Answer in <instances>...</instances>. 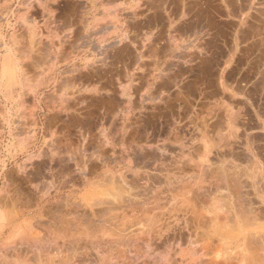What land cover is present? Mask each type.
Here are the masks:
<instances>
[{
  "label": "rangeland",
  "instance_id": "1",
  "mask_svg": "<svg viewBox=\"0 0 264 264\" xmlns=\"http://www.w3.org/2000/svg\"><path fill=\"white\" fill-rule=\"evenodd\" d=\"M67 2L0 0V64L9 47L26 52L39 34L55 51L43 68L28 70L34 100L21 79L13 97L0 88V261L165 264V247L170 245L172 260L186 240H160L155 246L148 234L155 235L156 228L209 229L216 208L228 215L231 233L264 224L251 216L264 196L259 195L264 191L259 185L264 183V0H209L210 7L203 1L189 8L165 0L164 21L147 0H114L112 6L102 0L101 49L91 45L88 55L62 50ZM32 134L35 144L29 145ZM53 144L81 160V172L94 168L96 173L83 185L75 176L77 184L67 182L65 189L56 187L55 173L46 180L50 187L40 186L51 192L42 202L48 213L40 219L41 208L19 214L26 197L14 194L13 182L24 166L36 170L31 163L37 152L43 148V158ZM7 193L15 197L12 202H6ZM15 212L16 219L7 223ZM24 220H33V226H20L17 234L30 237L33 251L14 240L13 230Z\"/></svg>",
  "mask_w": 264,
  "mask_h": 264
},
{
  "label": "bare ground",
  "instance_id": "2",
  "mask_svg": "<svg viewBox=\"0 0 264 264\" xmlns=\"http://www.w3.org/2000/svg\"><path fill=\"white\" fill-rule=\"evenodd\" d=\"M243 8V7H242ZM212 39V38H211ZM15 41V39H14ZM17 42V40L15 41ZM28 42V41H27ZM34 42V43H32ZM63 43V42H62ZM62 46V45H61ZM29 47V48H28ZM28 49L26 50V52H21L20 54H16L15 52H13L12 48L9 47L8 49V52L7 54H3L5 55L3 57V59H1V64H0V88H1V91H2V86H4V91L3 94L5 95L6 98H9V97H13V94L14 92H16V86H17V83H18V80L21 79V83H22V87H25V94L27 95H30V99L34 100L35 99V88L33 85L35 84H31L29 83L30 80H34V79H28L27 75L29 74L28 73V70L31 69V68H34L36 69V67H42V65L48 63L49 61H52L53 58H55V51L53 49V46H52V43L50 41V39L47 37V36H43V34H39V36L37 35L36 38L31 39L29 40V43H28ZM58 47V46H57ZM64 47V44L63 46ZM15 49V47H13ZM7 49V48H6ZM61 49V48H60ZM63 50V49H62ZM13 54V55H12ZM16 54V55H15ZM19 55V56H18ZM14 56V57H12ZM20 56H24L22 57V61H23V66H20L19 68L16 66L18 65L19 63V60H20ZM19 59V60H18ZM21 61V62H22ZM20 62V63H21ZM47 65V64H46ZM50 66H53V64H51ZM48 67V66H47ZM46 67V68H47ZM43 68V67H42ZM45 68V69H46ZM48 69V68H47ZM34 70V69H33ZM42 73V72H41ZM55 76L56 75H53L51 76L50 78V82H55ZM41 79V78H40ZM25 81V82H24ZM28 81V84L26 83ZM57 81V80H56ZM32 82V81H31ZM50 82H47L50 83ZM20 83V84H21ZM38 85H46V81H43L40 83V80H39V83H37ZM56 84V83H54ZM29 85V86H28ZM38 85H36L38 87ZM32 86V87H31ZM27 87V88H26ZM31 87V88H30ZM55 87V86H54ZM56 90V89H55ZM60 90V89H59ZM19 91V90H18ZM23 91H24V88H23ZM22 91V92H23ZM62 91V90H61ZM21 92V94H22ZM24 93V92H23ZM53 93V92H52ZM56 93V92H54ZM59 93V92H58ZM64 93V91H63ZM23 94V95H25ZM57 94V93H56ZM58 95V94H57ZM56 95V96H57ZM59 95H62V92L61 94ZM21 96V95H20ZM53 96V95H52ZM55 96V95H54ZM63 96V95H62ZM61 97V96H60ZM22 99L24 97H21ZM20 98V99H21ZM27 98V97H26ZM28 98V100H29ZM57 98V97H56ZM55 98V99H56ZM64 97H62L61 99H63ZM21 99V100H22ZM53 99V100H55ZM59 99V98H58ZM60 99V101H61ZM65 100V99H64ZM23 101V100H22ZM21 101V102H22ZM25 101V99H24ZM63 101V100H62ZM14 102V101H13ZM23 103V102H22ZM33 103V101H32ZM36 103V102H35ZM30 104V103H29ZM48 104V103H47ZM56 104V103H55ZM22 105V104H20ZM40 106V105H39ZM51 106V105H50ZM50 106L46 105V106H40L39 108L44 110L45 108H50ZM1 107V106H0ZM27 107V106H25ZM33 107H34V104H33ZM53 108V106H52ZM51 108V109H52ZM58 107H56L55 109H57ZM31 110V109H30ZM22 111V110H21ZM25 111V110H24ZM60 111V110H59ZM32 112V111H31ZM54 112H57V111H54ZM21 113V112H20ZM23 113V111H22ZM25 113V112H24ZM23 113V114H24ZM27 113V112H26ZM9 114V111L8 113ZM28 114V113H27ZM34 114V113H33ZM18 115V114H17ZM32 115V114H31ZM8 116V115H7ZM29 116V115H28ZM24 117V115H23ZM30 117V116H29ZM47 117V116H46ZM9 119V118H8ZM21 119V118H20ZM25 119V117H24ZM30 119H32V123L31 125H34L35 124V119L34 118H29V121ZM26 120V119H25ZM28 120V119H27ZM19 121V120H18ZM21 121V120H20ZM47 121V119H46ZM27 122V121H25ZM30 123V122H28ZM27 125V124H26ZM44 125V124H43ZM8 126V125H7ZM28 126V125H27ZM31 127V126H28V128ZM17 128V127H16ZM45 128V127H44ZM48 128V127H47ZM34 130V129H33ZM32 130V131H33ZM24 131V130H23ZM50 131V130H49ZM26 132V131H25ZM31 133V131H29ZM34 132V131H33ZM35 134H32L30 135V138H27L29 139L28 142H29V145H33L35 144ZM29 137V136H28ZM37 142V141H36ZM26 144V143H25ZM52 146V145H51ZM54 146V144H53ZM52 146V147H53ZM57 147V146H56ZM59 147V146H58ZM49 148V146H48ZM62 150V149H61ZM60 149L58 148H52L51 150H48L47 152L49 153L48 155L45 153L44 154V157L42 158L41 155H43V148L40 149L37 154H36V157L37 158H34V159H37V162H33L31 163L32 164H36V170L34 168V170H30L29 169L27 170L26 167L24 169V167L22 168V171L21 172V175L18 177L19 181L18 183L17 182H13V183H16L15 185H13V189L12 191L14 192V194H21V197L23 196L24 198L26 197L25 201L23 202V199L21 200V202H23V206H25L24 210H21V212L19 211V214H22L24 213L25 211H30V213H32V211H38L40 210V208L42 209V211L40 212V214L38 215V218L40 219L42 217L43 214H45L47 211L50 210V207L47 205H44L42 206V202L44 201V198L45 197H49L51 195V192H49V190H46L44 192H41V183H45L47 182L46 180H48L49 178L53 179V177H55V173L58 175H56V178L58 177L60 180H59V184H58L56 187L58 189H65V187L68 185H66L67 182H74L73 181V178L75 176H78L77 177V180L76 182L78 181V178H79V185H83V184H86L90 177L88 174L91 173V175L96 172H94V168L91 172H81L82 167L81 166V169H80V158L79 160L80 161H77V159H73L72 157H70V152H66V150H62L61 151ZM80 151L83 150V149H79ZM78 150V152H79ZM85 151V150H84ZM83 151V152H84ZM45 152V151H44ZM66 152V153H64ZM68 153V154H67ZM70 153V154H69ZM86 153V152H85ZM81 154V153H80ZM85 155V154H84ZM32 156V155H31ZM75 156V155H74ZM86 156V155H85ZM30 158V157H29ZM40 158V159H38ZM32 160V158H31ZM69 160L72 161V163L70 164ZM86 160V159H85ZM82 163V162H81ZM84 163V162H83ZM69 165V166H68ZM93 166V164H92ZM31 167V166H30ZM73 167V168H71ZM21 168V167H20ZM32 168V169H33ZM72 169V170H71ZM88 169V167H87ZM97 169V168H96ZM99 169V168H98ZM86 170V169H85ZM83 170V171H85ZM88 171V170H86ZM90 171V169H89ZM19 172V173H20ZM17 176V175H16ZM93 176V175H92ZM15 178V177H14ZM17 178V177H16ZM54 178V179H56ZM12 179V178H11ZM10 179V180H11ZM76 179V178H75ZM14 181V179H13ZM49 181V180H48ZM57 182V180H55ZM74 182V183H76ZM48 183V182H47ZM52 183V181H51ZM73 185H76L74 184ZM262 183V182H261ZM5 184V183H4ZM72 184V183H71ZM49 185V183L47 184V186ZM55 185V184H54ZM259 185H262L264 186V183L263 184H260ZM6 186V185H5ZM78 186V185H77ZM50 187V185H49ZM48 187V188H49ZM55 187V188H56ZM3 188V187H2ZM1 188V189H2ZM44 188V187H43ZM47 188V189H48ZM259 188V187H258ZM50 189V188H49ZM73 189V188H72ZM167 190H169L168 192H171V189L170 187H166ZM263 188L259 189L260 192H259V195H261L260 193L263 194L264 191H261ZM44 190V189H43ZM71 190V189H70ZM73 190L76 191V189L74 188ZM12 192V193H13ZM69 192V191H68ZM10 193V192H9ZM7 193V195L9 194ZM71 193V192H70ZM13 194V195H14ZM157 195H153L154 197L158 198V197H161V194H160V191H158L156 193ZM4 195V194H2ZM1 195V198H4L2 197ZM6 195V196H7ZM20 197V198H21ZM62 197V196H61ZM87 197V196H85ZM102 197V196H101ZM165 197V196H164ZM6 198V202H12L13 199L15 198L13 196V199L12 197H10V195H8ZM19 198V199H20ZM60 198V197H59ZM96 199L97 196L95 197ZM263 199H260L259 200V203H260V210H258V212H255L253 213V215H251L252 217H256L255 219H258L259 220V217H261L260 219H264V196L262 197ZM68 199V197L66 198ZM64 199V200H66ZM96 199L94 200V202L96 201ZM1 200V199H0ZM4 200V199H3ZM2 200V201H3ZM63 200V201H64ZM101 200V201H99ZM99 203H101L100 205H103L105 202V199L103 198H99ZM5 201V200H4ZM59 202H62L60 200H58ZM70 201V200H69ZM75 201V200H74ZM108 201V200H107ZM66 202V201H65ZM93 202V203H94ZM113 202V201H112ZM98 202H96V204L98 205L99 204ZM14 204V202L12 203ZM16 204V203H15ZM54 204V203H53ZM52 204V205H53ZM57 204V203H56ZM59 204H62V203H59ZM57 204V206L59 205ZM64 204V202H63ZM96 204H90V205H95ZM22 205V203H21ZM51 205V204H49ZM51 205V206H52ZM76 205V204H75ZM89 205V204H88ZM107 205V204H106ZM109 205V204H108ZM118 205V204H117ZM131 205V204H130ZM7 206V205H5ZM9 206V205H8ZM42 206V207H41ZM56 206V207H57ZM64 206V205H62ZM99 206V205H98ZM21 207V206H20ZM97 207V206H96ZM59 210V207H57ZM19 209H22V208H19ZM56 209V208H55ZM60 209H62L60 207ZM105 209V208H104ZM111 209V208H110ZM136 209V208H135ZM134 209V210H135ZM54 210V209H53ZM98 210V209H97ZM102 210V209H101ZM116 210V209H115ZM114 210V211H115ZM131 210V209H130ZM137 210V209H136ZM109 211V210H108ZM121 211V210H120ZM133 211V210H132ZM60 212V211H59ZM65 212V211H64ZM106 212V211H105ZM113 212V211H112ZM116 212V211H115ZM16 213V212H15ZM48 213V212H47ZM93 213V212H92ZM97 214H99L98 212H96ZM96 213H93V214H96ZM102 213V211H101ZM108 213V212H107ZM52 214V213H51ZM235 214V213H234ZM256 214V215H255ZM11 215V214H10ZM53 216V215H52ZM56 216L58 217V215L56 214ZM62 216V215H61ZM236 216V215H235ZM9 217V216H8ZM12 217V218H11ZM11 217L9 218V221L7 223H11L14 219H16L17 217V213L13 216L11 215ZM56 217V218H57ZM63 217V216H62ZM61 217V218H62ZM65 217V216H64ZM60 218V217H59ZM235 219V217H232ZM63 219V218H62ZM71 219V218H70ZM239 219V218H237ZM8 220V219H7ZM36 220V219H35ZM55 220V219H54ZM60 220V219H59ZM41 221V220H40ZM210 221L213 223L212 227L209 228V229H203V228H200V229H193V230H181L179 228H177L176 226H173V225H170L169 227H159V228H156L154 230H156L155 233H152V234H155V235H151L150 236V233L148 234L149 237H148V240L149 242H151V244H154L155 246H157V243L160 242V240H164L168 243H173V242H176L179 244V242L182 240V239H185L186 240V244L184 247H181L180 244H179V249H178V252L176 254V258H173L172 260H170L168 258V254H169V250H170V245L169 246H166L165 247V250H166V254L163 258V260L165 261V264H264V224H260L257 225L254 229H247L245 228L246 226H244L243 229L239 230L238 233L234 234V233H231V231H229V229H227L226 227L228 226V222L229 219H228V215H225L223 213H219V208H216L214 209L213 211V214L212 216L210 217ZM257 221V220H256ZM260 221H263V220H260ZM37 222H38V219H37ZM44 222V221H43ZM48 222V221H47ZM62 222V221H61ZM66 222V221H65ZM36 223V222H34ZM235 223H236V220H235ZM14 224V223H13ZM29 225V228L31 227V225L33 226V220L32 221H28L27 220H24V221H20L18 223L17 226H19L18 228L15 227V229L13 230V232H15L14 235L17 234L20 226H24V225ZM41 224V223H40ZM44 224V223H43ZM47 224V223H46ZM52 224V223H50ZM54 225V224H53ZM52 225V226H53ZM227 225V226H226ZM51 226V227H52ZM48 227V226H47ZM55 227V226H54ZM53 227V229H54ZM98 227V226H97ZM28 228V229H29ZM58 228V227H56ZM63 228V227H62ZM31 229V228H30ZM42 229V228H41ZM61 229V227H60ZM57 230V229H56ZM55 230V231H56ZM238 230V229H237ZM59 231V229H58ZM74 231V230H73ZM46 232V231H45ZM150 232H153L150 231ZM61 233H63L61 231ZM69 233V232H68ZM74 233V232H73ZM70 234V233H69ZM66 235V234H65ZM72 235V234H71ZM62 236V235H61ZM73 236V235H72ZM75 237V236H74ZM10 238V237H9ZM18 238V242L24 244L26 243L25 246V249L27 248L26 246H28L27 249H31L30 246L31 245V239L28 235H26L25 233H20V234H17V237L14 238V240L16 241V239ZM65 238V236H64ZM14 241V242H15ZM17 242V243H18ZM30 242V243H29ZM15 244V243H13ZM231 244V246H230ZM233 244V245H232ZM228 245V246H227ZM12 246V245H11ZM16 248H19L20 249V246L17 247V245H15ZM15 246H14V250H15ZM34 247V246H33ZM231 247V249H230ZM22 248V247H21ZM13 249V248H12ZM34 249V248H33ZM36 249V247H35ZM34 249V251H35ZM229 249L231 251H229ZM13 250V253L15 255V253H17L16 251L18 249H16V251ZM32 250V249H31ZM30 250V251H31ZM9 251V250H8ZM33 251V250H32ZM20 252V250H19ZM18 252V253H19ZM29 252V251H28ZM22 253V251H21ZM31 253V252H30ZM39 253V252H38ZM41 253V251H40ZM39 253V254H40ZM34 255V253H32ZM36 254V253H35ZM18 255V256H17ZM16 257H19L20 255L19 254H16L15 255ZM37 257V256H36ZM2 261V259H1ZM0 261V262H1ZM5 261V262H4ZM2 261L0 264H10L8 263L9 261L7 260H4ZM41 261V260H40ZM11 262V261H10ZM13 262H11L12 264ZM16 264V263H15Z\"/></svg>",
  "mask_w": 264,
  "mask_h": 264
},
{
  "label": "crops",
  "instance_id": "3",
  "mask_svg": "<svg viewBox=\"0 0 264 264\" xmlns=\"http://www.w3.org/2000/svg\"><path fill=\"white\" fill-rule=\"evenodd\" d=\"M114 0H111L110 6L114 4ZM152 3V6L157 9L156 13L158 16L165 19V0H147ZM174 2L179 1L180 7L189 8V6L201 5L203 1L210 7L209 0L192 1L188 0H173ZM129 0H126L128 3ZM67 6L69 8V19L66 23L67 36L64 37V53L68 55H88L87 50H92L93 45L94 51L101 49V7L102 0H68ZM75 12L77 13L75 15ZM88 14L89 17H86ZM203 14V13H199ZM201 17V16H200ZM148 21L150 18L147 19ZM207 24H213V20L205 18ZM65 24V23H64ZM87 26L90 31L87 32ZM92 26V27H91ZM93 29V32L91 31Z\"/></svg>",
  "mask_w": 264,
  "mask_h": 264
}]
</instances>
